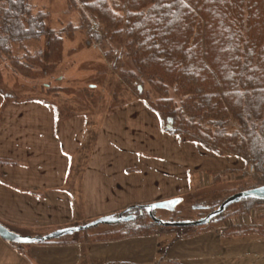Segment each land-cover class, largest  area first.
Segmentation results:
<instances>
[{"label": "trees", "instance_id": "obj_1", "mask_svg": "<svg viewBox=\"0 0 264 264\" xmlns=\"http://www.w3.org/2000/svg\"><path fill=\"white\" fill-rule=\"evenodd\" d=\"M1 1L5 6H0V65L4 62L12 75L39 79L36 75L42 68L35 65L45 62V49L49 56L53 44L61 47L64 36L78 30L97 44L104 38L90 26L101 24L107 38L124 48L131 65L126 79L138 90L147 81L163 95L154 107L163 120H172L166 131L237 158L246 169L254 166L256 173L250 177L261 175L259 186L264 185V0H67L66 13L77 10L80 18L58 30L49 26L48 16L33 0ZM0 79L4 81L2 72ZM170 89L182 96L180 101L168 96ZM229 127L236 130L230 133ZM233 190L222 198L232 196ZM261 203L243 199L229 207L239 204L233 214L247 215ZM120 214L136 219L108 225L111 230L90 237L96 238L91 241L150 235L162 229L177 230V237L192 236L227 216L219 215L200 227H171L159 225L139 205L115 213ZM9 243L29 258L25 251L29 245Z\"/></svg>", "mask_w": 264, "mask_h": 264}, {"label": "crops", "instance_id": "obj_2", "mask_svg": "<svg viewBox=\"0 0 264 264\" xmlns=\"http://www.w3.org/2000/svg\"><path fill=\"white\" fill-rule=\"evenodd\" d=\"M7 100L0 102V214L7 217L0 215V223L22 235L41 236L84 222L87 217L65 193L72 173L76 178L83 175L79 190L101 185L97 190H104L102 203L97 205L103 209L93 217L87 215L99 218L129 206L191 194L198 185L202 188L222 181L224 171L231 174L245 168L235 158L243 166L239 163L222 170L201 165L198 175L189 167L170 169V163L160 169L157 156H167L168 148L156 151L154 146L148 149L149 156L157 152L152 158L154 167L118 164L117 156L103 148L108 142L98 146L105 154L90 151L80 118H58L54 106L40 99ZM81 145L87 151H81ZM135 150L119 154L117 159L129 161L133 153H138L136 160L143 158L144 153ZM161 188L167 192L159 194ZM144 191H148L146 195ZM4 208L12 209L13 215ZM25 251L29 258L0 237V264H33L31 259L36 264H264V210L224 218L192 236L177 237L175 232L165 231L101 242L76 238L69 244H32Z\"/></svg>", "mask_w": 264, "mask_h": 264}, {"label": "rangeland", "instance_id": "obj_3", "mask_svg": "<svg viewBox=\"0 0 264 264\" xmlns=\"http://www.w3.org/2000/svg\"><path fill=\"white\" fill-rule=\"evenodd\" d=\"M33 2L38 10L41 9L46 13L50 21L49 26H55L57 30L68 22L77 24L79 21L80 15L77 10H72L69 14L66 13L68 10L67 0H33ZM0 6L2 8L5 6L1 0ZM2 24L3 12L0 11V33ZM90 28L92 31L98 32L104 39L96 44L94 41L91 42L87 33L81 30L76 32L70 31L64 36L65 39L61 43V47L60 44L56 45V43L52 45L51 50H49V56L46 55L45 49V62L35 65L42 68L38 71V75L35 74L38 78L40 77L37 80H29L22 75H12L11 70L3 62L0 65V72L3 73L4 77L3 82L0 79V102L2 100L3 103L7 99L21 101L27 97L39 98L52 104L56 109L57 116L58 111H60L61 118H80L85 123V132L83 134L85 135V140L86 136L89 138L88 145L90 151L94 149L99 153L101 149H98V146H102L105 142H108V146H103V148L106 152L108 150L111 151L117 158L119 154L122 156L125 152L132 154L133 151H136L135 147L138 149L137 152L144 153L143 158L139 157L140 159L138 160L134 157L138 153H133V158L129 161L122 158L119 161L116 158L118 164L123 162L126 166L138 165L146 169V167L152 166V158L156 157V151L158 149L165 151L164 148L167 147V156H157L158 161L156 166L160 167V169L161 167L164 168L168 163L171 165L170 169L176 171L177 169L185 170L189 167L191 173H196L199 167L203 168L202 166H212L221 168L222 170H226L227 167H238L240 161L238 162L234 157L226 156V158H222L223 155L215 151L207 150L196 142L182 141L177 135L166 131L165 128L168 122L160 117L154 107L163 95L147 81H142L141 90L136 89L131 83L133 81L129 77H127V80L125 76V74H130L131 65L128 62V58H125L123 55V46L110 41L105 35L104 27L101 24L92 22ZM37 69L39 70V68ZM49 87L50 89L48 90ZM168 96L174 98L176 101H180L182 98L181 95L176 94L171 89L168 91ZM1 107L2 105L0 104V110ZM157 120L159 121V126ZM103 123L104 125L102 126ZM235 130L236 127L228 128V132L230 133ZM88 145L86 148H88ZM151 146H154L156 150L153 153V157L149 156L151 154L148 149ZM81 147V151H87L82 145ZM104 149L101 150L102 152L100 151V154H105L103 153L105 152ZM86 161L87 158H84L82 162L85 166L87 164ZM195 167L197 168L194 169ZM245 171L246 168L244 170L239 169L236 173L231 174L224 171L221 173L222 181H216L202 188L198 185L196 190L191 194L179 192L182 195L178 196V198H181V203L175 208L177 213H172L165 209H157L154 211V215L162 220H197L202 218L217 208H213L212 205L221 203V201L223 202L224 198L222 197L227 192L230 193L229 189H234L236 192L234 190L232 192L238 193L244 190V188L248 189L249 187L259 186L263 183L261 175L257 174L254 177H250L251 175L245 173ZM237 173L240 176L233 178ZM245 174L249 177L244 178ZM175 177L177 178L178 176L176 175ZM82 178L83 175H79V177L77 175L76 178V175L72 173L66 185L69 192H65L73 197L74 203L78 205V209L83 214L82 216L87 217L83 218L84 222L78 225L97 219L92 218L93 215L103 209L99 207L100 205H97L102 200V192L104 191L98 192V186L101 188V185H93L95 191L93 187L90 191H87V188L79 190ZM157 191H159V194L167 192L164 188ZM147 192L144 191L143 193L146 195ZM86 202H90L91 206L86 207ZM141 205H139L140 209ZM259 205L255 206L248 214L254 210L256 212H260V209L264 210V201ZM127 208L122 209L118 213L126 211ZM238 209L239 204L231 206L221 215H227L226 218L230 216H242L243 214H233ZM4 210L6 213H10L11 216L13 215L14 211L12 212V209L8 210L4 208ZM6 215L9 217V214ZM87 215H91L92 217L88 218ZM2 217L5 216L2 215ZM5 218L7 219V217ZM123 227L125 226L123 225ZM111 228L108 225H99L88 230L67 235L68 237L63 239V242L59 241L58 243L50 244H69L74 242L76 238H79V240L87 239L89 241L90 237L94 238L93 236L95 235L97 238L98 234H103V232L111 230ZM162 230V232L177 231ZM21 232L25 231L21 230ZM96 238L90 239L89 242L96 240ZM42 244L47 243H35V245ZM28 245L32 246V244Z\"/></svg>", "mask_w": 264, "mask_h": 264}, {"label": "water", "instance_id": "obj_4", "mask_svg": "<svg viewBox=\"0 0 264 264\" xmlns=\"http://www.w3.org/2000/svg\"><path fill=\"white\" fill-rule=\"evenodd\" d=\"M142 88H140L141 90ZM167 128H172V120L169 119L167 123ZM243 199H257L264 201V185L258 186L255 188L246 189L238 193L233 194L224 200L218 208L210 212L206 216L199 218L197 220H162L157 218L154 215V211L157 209H165L169 211H174L176 206L181 202L180 198H174L170 200L158 201L151 204L141 205V212L146 211L155 222L161 226H171V227H190V226H203L209 224L212 219L218 217L226 211V209L237 202H240ZM136 219V215H105L101 216L91 222L86 224L65 227L57 229L53 232H49L45 235L32 236V235H22L17 232H14L0 223V237L6 240L7 242L17 243V244H35L42 243L52 239H59L61 237L72 235L76 232L83 230H88L99 225H114L122 222H128Z\"/></svg>", "mask_w": 264, "mask_h": 264}, {"label": "built area", "instance_id": "obj_5", "mask_svg": "<svg viewBox=\"0 0 264 264\" xmlns=\"http://www.w3.org/2000/svg\"><path fill=\"white\" fill-rule=\"evenodd\" d=\"M248 172H249L250 174H254V173H255V169H254V167L251 166V167L249 168Z\"/></svg>", "mask_w": 264, "mask_h": 264}]
</instances>
